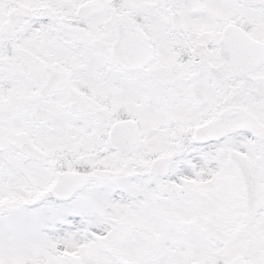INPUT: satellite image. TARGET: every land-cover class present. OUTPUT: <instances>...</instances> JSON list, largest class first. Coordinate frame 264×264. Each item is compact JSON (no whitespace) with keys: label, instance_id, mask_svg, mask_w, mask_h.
<instances>
[{"label":"snow or ice","instance_id":"1","mask_svg":"<svg viewBox=\"0 0 264 264\" xmlns=\"http://www.w3.org/2000/svg\"><path fill=\"white\" fill-rule=\"evenodd\" d=\"M0 264H264V0H0Z\"/></svg>","mask_w":264,"mask_h":264}]
</instances>
